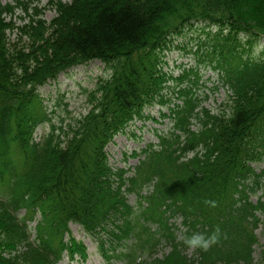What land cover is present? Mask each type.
Masks as SVG:
<instances>
[{"label":"trees","instance_id":"16d2710c","mask_svg":"<svg viewBox=\"0 0 264 264\" xmlns=\"http://www.w3.org/2000/svg\"><path fill=\"white\" fill-rule=\"evenodd\" d=\"M27 2H0V264L85 258L71 223L111 263L254 264L264 225V168L255 165L264 163V54L251 51L264 36V0H59L49 24ZM17 9L28 16L19 26L7 21ZM194 21L219 30L194 52L197 65L174 76L164 51ZM94 60L110 75L90 92L89 111L53 122L39 88ZM200 65L226 88L216 111ZM153 105L171 127L132 154L134 168H112L106 148L132 122L152 119ZM39 128L48 133L37 140ZM216 228L218 243L189 254L183 236ZM163 243L168 252L156 257Z\"/></svg>","mask_w":264,"mask_h":264},{"label":"rangeland","instance_id":"374dc122","mask_svg":"<svg viewBox=\"0 0 264 264\" xmlns=\"http://www.w3.org/2000/svg\"><path fill=\"white\" fill-rule=\"evenodd\" d=\"M3 4L13 3L15 0H0ZM33 1V2H32ZM53 1V2H52ZM59 0H28L29 3H33L32 7L37 6L39 12V18H43L49 24L53 18L56 17V11L54 4ZM62 2H69L70 0H60ZM18 17L23 18V15L19 11ZM19 24V22H18ZM205 25L202 23H194L188 26L179 35H174L173 43L165 51V69L170 70L171 73L176 76L181 72V65H185L186 68L195 66V58L193 55L188 54L189 49L196 50L197 44L203 42L207 35L202 32ZM206 31V30H205ZM215 29L212 31V34ZM12 40H16L15 35H11ZM243 41H247V37L243 38ZM264 53V37H258L255 39L253 48L251 51L252 58H260ZM205 81V88H210L206 91L209 99L206 105L216 111L222 103L227 100V92L225 88H219V90H212L213 85L217 82V76L215 71L204 69L200 66ZM108 71L106 67L99 61L91 62L86 65H81L76 68L67 70L61 73L57 79L48 82L40 89L41 97L44 99L48 110L53 114V122L58 123L61 119L66 118L68 121L85 115L89 109V95L92 90L96 88L97 82L100 78H106ZM160 108L153 106L148 108L147 113L155 119H160ZM163 120L161 123L155 121H136L131 124L125 134L117 135L114 143L107 147V152L110 157V164L114 167L129 168L134 167L138 163L137 158L131 157L134 151H139L144 148L145 144L157 143L156 130L167 131L170 127L168 119ZM135 133L141 138H136L132 133ZM44 135L42 129L37 131L36 137L39 139ZM124 154H127L124 155ZM261 168H264V163L255 164ZM260 194V193H259ZM134 196L130 197V201L134 203ZM253 201L256 198L252 199ZM177 225L180 221L177 220ZM35 223L32 224L34 226ZM71 230L73 236L78 240H82L88 249V259L85 262H73L72 264H106L103 257L97 250V243L95 240L86 236L82 230L72 225ZM258 237V243L254 249V264H264V226L261 225L256 231ZM165 246H160L156 256H162L165 253ZM59 264H71L68 258H64Z\"/></svg>","mask_w":264,"mask_h":264},{"label":"clouds","instance_id":"9594fccd","mask_svg":"<svg viewBox=\"0 0 264 264\" xmlns=\"http://www.w3.org/2000/svg\"><path fill=\"white\" fill-rule=\"evenodd\" d=\"M210 203H213L214 205V202ZM220 235V229L216 228L210 234L203 232H193L191 235H185L181 239L183 244L190 249H200L207 251L210 247L218 243Z\"/></svg>","mask_w":264,"mask_h":264}]
</instances>
